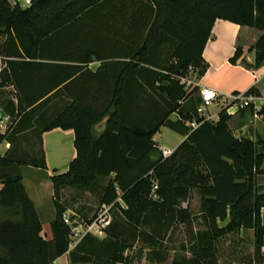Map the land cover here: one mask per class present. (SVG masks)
<instances>
[{
    "label": "trees",
    "instance_id": "16d2710c",
    "mask_svg": "<svg viewBox=\"0 0 264 264\" xmlns=\"http://www.w3.org/2000/svg\"><path fill=\"white\" fill-rule=\"evenodd\" d=\"M217 18L261 30L254 63L242 62L264 65V0H31L26 8L0 0L4 81L17 100L2 108L12 122L0 134L9 145L0 154V207L13 218H0V264H52L65 253L71 264H130L128 238L156 248L173 224L194 219L204 228L192 233L191 256L170 264H220L217 241L241 229L252 230L260 259L264 191L256 177L264 173V126L256 141L236 137L227 107L216 121L203 120L198 87H186L190 75L207 70L202 53ZM241 54L237 47L230 62ZM258 114L264 123V101ZM102 120L103 132L93 138ZM188 120L199 124L190 128ZM161 126L186 137L168 156L152 157ZM57 127L74 131L76 155L65 172L48 176L54 216L51 238L43 239L22 168L47 169L41 136ZM27 134L38 142L31 152L20 148ZM128 164L135 169L127 174ZM111 173L101 204H112L129 235L113 217L104 238L86 234L69 249L59 188L87 190ZM193 188L201 197L198 215L179 206Z\"/></svg>",
    "mask_w": 264,
    "mask_h": 264
},
{
    "label": "rangeland",
    "instance_id": "374dc122",
    "mask_svg": "<svg viewBox=\"0 0 264 264\" xmlns=\"http://www.w3.org/2000/svg\"><path fill=\"white\" fill-rule=\"evenodd\" d=\"M6 33L3 31L0 34V134H7L9 127L11 126L12 119H10L3 111V105L6 101L11 100L17 104L16 94L12 86L6 85L4 77L6 75L3 57V48ZM96 65L95 63L92 66ZM195 77L190 75L186 80V87L192 85L191 80ZM211 111H215L213 105L210 107ZM18 113H20L18 109ZM252 113H250L249 108H245L238 112L234 123H247L248 126L239 130L236 133L239 136H251L254 139V134L260 135L261 133V121L252 120ZM105 122V120H102ZM104 130V129H103ZM98 132L93 127L91 131V136L93 138L99 137L103 132ZM249 139V137H246ZM157 140L161 148H170L173 140L171 136L165 134L163 131L159 132L157 135ZM38 142L34 139L33 135L27 134L26 137L20 140V148L22 150L31 152L35 150ZM157 149L153 153L152 157L162 154V149L156 143ZM9 145L6 141L0 143V153L3 149ZM56 147L51 146V151L48 157V168L52 169L57 161L56 158ZM164 157V156H163ZM135 169V165H127L126 172L130 173ZM24 183L33 195L35 203L32 201L34 208L36 210L37 216L41 222L43 219H47L50 215H54V206L52 203L53 186L50 182L45 170H35L32 168H24ZM104 177L95 180L93 186L90 189H81L73 185H64L59 188V198L63 206L66 207L64 213H66L71 219L79 218L85 221L86 218L93 219L98 208L101 204V196L103 191L112 178ZM264 181V180H263ZM32 182H39V190L35 191L34 186L31 185ZM21 183L27 193L26 186L23 184L21 178ZM118 194L122 192L118 187L116 188ZM51 193V194H50ZM28 194V193H27ZM29 196V195H28ZM30 198V197H29ZM31 199V198H30ZM179 206L188 209L193 215H197L200 212L201 197L198 191L192 190L190 197L185 201H180ZM113 217L118 223L123 225L124 231L129 235V226L119 215L118 211H111V221ZM0 218H13L11 213H4V210L0 207ZM264 220V212H263ZM204 226L199 219H194L190 224L175 223L169 230L163 235L162 245L159 247H150L139 240L127 239L130 246L125 250V254L130 260V264H170L173 260H181L183 258H188L191 256V237L192 233L203 229ZM98 237V236H97ZM105 237V233L100 235V239ZM99 238V237H98ZM217 256L220 264H264V247L261 249L260 259L257 260L254 256V246H253V232L252 230L241 229L233 234H229L217 241ZM69 261V260H68ZM57 264H65L64 257L60 258ZM80 264H90V263H80Z\"/></svg>",
    "mask_w": 264,
    "mask_h": 264
},
{
    "label": "crops",
    "instance_id": "0c3cea01",
    "mask_svg": "<svg viewBox=\"0 0 264 264\" xmlns=\"http://www.w3.org/2000/svg\"><path fill=\"white\" fill-rule=\"evenodd\" d=\"M262 35V31L258 30L253 27L238 25L228 20L217 18L212 26L211 34L209 39L207 40L202 57L207 63L208 67L205 73L198 79L191 80L192 85L189 87L191 89L193 86H197L198 89L203 87H209L215 89L219 96L217 101L213 104L215 108H218L215 111H211V106L209 107V113L215 114L218 118V112L222 108L227 107V103L229 101V95L233 94L234 91L238 93H244L250 87H254L257 90V99L255 100V105H253L252 110L247 106L240 108L238 111L230 114V119L228 120L227 124L229 128L232 130L236 137H249L250 140L256 141L258 137L262 135V129L264 123L262 121V116L258 114V109L262 105L264 101V65L260 67H247L242 62L249 64L254 63V50L252 46L258 40V38ZM240 47L242 50L241 56L236 60L233 64L230 62V58L233 56L235 49ZM95 63L96 65L92 66ZM91 63V67H96L97 62ZM249 108L250 113H252V120H260L261 121V133L260 135L254 134V139L251 136L241 135L239 136L236 132L239 130H243V128L247 127V123H234L235 118L239 111ZM233 108H230L232 111ZM170 118L172 120L177 119L176 114H171ZM216 121V120H215ZM190 120L185 122V125H188ZM105 122L101 121L100 123L96 124L95 130L101 132L104 129ZM163 131L165 134L171 136L173 143L171 144L170 148H161L159 145V141L157 140V135L159 132ZM74 131L72 129H61V128H53L49 131L43 132L42 138V147L45 156L46 166L47 169L45 170L47 176L52 175L53 173H63L67 170L69 162L75 157L76 150L74 147ZM185 135L179 134L167 127L161 126L159 130L153 135L152 139L159 145L161 149H168L173 151L174 148L181 143L185 139ZM8 144V143H7ZM51 146L56 147V158L57 161L55 162L56 166H53L52 169L48 168V157L51 151ZM8 147L1 151V155L6 151ZM264 152V149H263ZM24 168H32V167H23L22 168V180L23 184L26 186L27 193L31 200L35 203L33 199V195L31 194L27 183H24ZM262 168L264 169V161L262 164ZM35 170H40L38 168H33ZM110 176H114V173H111ZM109 176V177H110ZM264 173L258 174L256 177L257 186L264 191ZM32 186H34V190L38 191L40 183L39 182H32ZM3 183L0 182V189L2 188ZM196 189H191V191ZM198 191V190H196ZM51 194V193H50ZM190 194L188 198L190 197ZM187 198V199H188ZM185 199V200H187ZM183 200V201H185ZM121 203V201H120ZM123 205V204H122ZM35 206L36 203H35ZM263 212L264 208L261 210L262 221L263 220ZM4 213H8L4 211ZM200 213V212H199ZM198 213V214H199ZM197 214V215H198ZM54 215H50L47 219L41 220V236L43 239H50L51 238V231H50V221L52 220ZM105 233V232H104ZM100 238V236H98ZM1 252V249H0ZM64 257L65 264H71L68 261V253L63 254L61 257L57 258L52 264H57L60 258ZM80 264V263H75Z\"/></svg>",
    "mask_w": 264,
    "mask_h": 264
},
{
    "label": "built area",
    "instance_id": "2783aa9c",
    "mask_svg": "<svg viewBox=\"0 0 264 264\" xmlns=\"http://www.w3.org/2000/svg\"><path fill=\"white\" fill-rule=\"evenodd\" d=\"M12 5L18 4L21 8H26L31 4V0H9ZM218 92L215 89L209 87H203L199 89L200 103L196 108L198 116L203 120L215 121L217 117L215 114L209 113V107L213 105L218 99ZM229 101L227 103L226 112L229 114L238 111L240 108L247 107L249 105H255L257 97L253 94L244 95L243 93L229 95ZM230 108H233L230 111ZM199 123L195 120L188 122L190 128H195ZM172 151L168 149H162L164 157L168 156ZM157 189L156 182H154L150 196L156 198L155 190ZM120 201V198H117ZM111 208L112 204H100L95 216L91 221L85 222L79 218L71 219L66 213H63V221L69 227V249L73 248L86 234L94 236H100L104 234L105 229L111 223Z\"/></svg>",
    "mask_w": 264,
    "mask_h": 264
}]
</instances>
